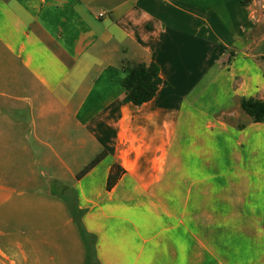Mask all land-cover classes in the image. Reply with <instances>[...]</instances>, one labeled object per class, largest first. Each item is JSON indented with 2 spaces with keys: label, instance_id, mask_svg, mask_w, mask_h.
Here are the masks:
<instances>
[{
  "label": "crops",
  "instance_id": "1",
  "mask_svg": "<svg viewBox=\"0 0 264 264\" xmlns=\"http://www.w3.org/2000/svg\"><path fill=\"white\" fill-rule=\"evenodd\" d=\"M263 27L264 0H0V264H264Z\"/></svg>",
  "mask_w": 264,
  "mask_h": 264
},
{
  "label": "trees",
  "instance_id": "2",
  "mask_svg": "<svg viewBox=\"0 0 264 264\" xmlns=\"http://www.w3.org/2000/svg\"><path fill=\"white\" fill-rule=\"evenodd\" d=\"M124 68L126 74L120 82L125 93L123 98L124 103H131L135 106H140L143 103L150 101L155 96L159 86L167 84L159 78L158 67L154 62H150L147 65L145 63L127 64ZM240 108L246 115L252 118L253 122H264V99L260 100L252 97L242 98L240 100ZM101 157L102 154H99L87 167L81 170L80 174L83 175L89 171V169H91ZM120 171L121 170L118 166H113V169L107 176V189L117 181ZM69 212L72 215L75 224H77L79 234L88 249L89 239L80 226V212L75 206H70Z\"/></svg>",
  "mask_w": 264,
  "mask_h": 264
},
{
  "label": "rangeland",
  "instance_id": "3",
  "mask_svg": "<svg viewBox=\"0 0 264 264\" xmlns=\"http://www.w3.org/2000/svg\"><path fill=\"white\" fill-rule=\"evenodd\" d=\"M264 29V27H263ZM264 31V30H263ZM264 64V61L262 62ZM94 160V159H93ZM93 160H91L90 162H87L85 164V167H87ZM84 167V168H85ZM83 168V169H84ZM82 169V170H83ZM37 173H38V189H39V192H42V193H46L49 191V193H54V194H59V195H62L64 194V192L62 191V188L63 187H58L57 184H53L54 183V179H60V178H55L52 174H50L51 170L47 169L46 167H44L43 165H41L40 163L38 164L37 168ZM80 171V170H79ZM52 173V172H51ZM70 179V178H68ZM67 179V180H68ZM62 180V178H61ZM69 181V180H68ZM63 182V181H61ZM71 183V182H70ZM64 184L66 186H70L69 183L67 181H64ZM66 188V187H64ZM69 188V187H67ZM69 191V190H68ZM67 193V192H66ZM39 213H40V216L41 217H44L45 214H46V210L42 209V208H39Z\"/></svg>",
  "mask_w": 264,
  "mask_h": 264
},
{
  "label": "built area",
  "instance_id": "4",
  "mask_svg": "<svg viewBox=\"0 0 264 264\" xmlns=\"http://www.w3.org/2000/svg\"><path fill=\"white\" fill-rule=\"evenodd\" d=\"M101 15V14H100Z\"/></svg>",
  "mask_w": 264,
  "mask_h": 264
}]
</instances>
